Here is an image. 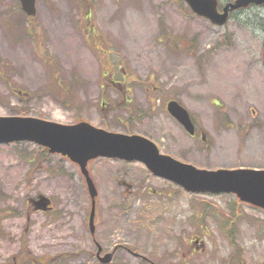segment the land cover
I'll return each instance as SVG.
<instances>
[{"label":"rangeland","instance_id":"1","mask_svg":"<svg viewBox=\"0 0 264 264\" xmlns=\"http://www.w3.org/2000/svg\"><path fill=\"white\" fill-rule=\"evenodd\" d=\"M224 4L234 0H217ZM0 0V117L140 135L201 170H264V7L218 27L184 0ZM175 100L193 138L168 113ZM201 135L204 137L201 138ZM79 166L0 146V264H264V210L191 194L139 162ZM46 197L52 210L36 211Z\"/></svg>","mask_w":264,"mask_h":264},{"label":"water","instance_id":"2","mask_svg":"<svg viewBox=\"0 0 264 264\" xmlns=\"http://www.w3.org/2000/svg\"><path fill=\"white\" fill-rule=\"evenodd\" d=\"M21 3L28 17L36 16L37 0H15ZM192 12L222 27L234 11L251 5L264 6V0H236L220 12L217 0H185ZM168 112L190 136L196 132L187 109L177 101L168 104ZM29 142L47 148L50 154H59L79 165L86 178L92 198L90 230L95 235L96 197L98 192L87 169L90 161L107 158L143 163L157 177L169 180L192 194H234L242 202L264 210V170H201L162 155L150 140L139 135H124L98 129L89 123L62 125L30 117H0V145ZM49 199L36 203L37 210H46ZM98 258L110 264L113 254Z\"/></svg>","mask_w":264,"mask_h":264},{"label":"bare ground","instance_id":"3","mask_svg":"<svg viewBox=\"0 0 264 264\" xmlns=\"http://www.w3.org/2000/svg\"><path fill=\"white\" fill-rule=\"evenodd\" d=\"M234 1H236V0H234ZM234 1H231V2H229V3H232V2H234ZM229 3L226 2V3L222 4V3L219 2V8L223 9V8L226 7ZM251 7H264V6L251 5V6L248 7V8H251ZM246 9H247V8H246ZM246 9H241V10H238V11H234V12H232L231 14H235V13H237V12H239V11L246 10Z\"/></svg>","mask_w":264,"mask_h":264},{"label":"flooded vegetation","instance_id":"4","mask_svg":"<svg viewBox=\"0 0 264 264\" xmlns=\"http://www.w3.org/2000/svg\"><path fill=\"white\" fill-rule=\"evenodd\" d=\"M197 135H198V131H196V135L193 138H195ZM201 138L204 139V137L202 135H201Z\"/></svg>","mask_w":264,"mask_h":264},{"label":"trees","instance_id":"5","mask_svg":"<svg viewBox=\"0 0 264 264\" xmlns=\"http://www.w3.org/2000/svg\"><path fill=\"white\" fill-rule=\"evenodd\" d=\"M50 264V263H49Z\"/></svg>","mask_w":264,"mask_h":264}]
</instances>
